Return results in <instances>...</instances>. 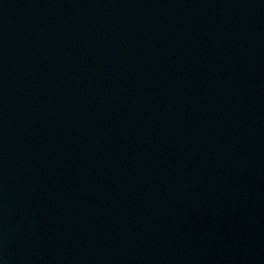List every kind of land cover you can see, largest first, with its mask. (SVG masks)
<instances>
[{
    "label": "water",
    "instance_id": "water-1",
    "mask_svg": "<svg viewBox=\"0 0 264 264\" xmlns=\"http://www.w3.org/2000/svg\"><path fill=\"white\" fill-rule=\"evenodd\" d=\"M0 264H158L71 0H0Z\"/></svg>",
    "mask_w": 264,
    "mask_h": 264
}]
</instances>
